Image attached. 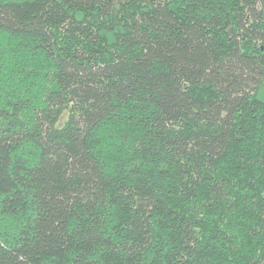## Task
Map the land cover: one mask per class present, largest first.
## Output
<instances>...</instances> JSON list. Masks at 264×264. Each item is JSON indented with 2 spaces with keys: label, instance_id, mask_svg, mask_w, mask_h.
<instances>
[{
  "label": "trees",
  "instance_id": "1",
  "mask_svg": "<svg viewBox=\"0 0 264 264\" xmlns=\"http://www.w3.org/2000/svg\"><path fill=\"white\" fill-rule=\"evenodd\" d=\"M0 264H264V0H0Z\"/></svg>",
  "mask_w": 264,
  "mask_h": 264
},
{
  "label": "rangeland",
  "instance_id": "2",
  "mask_svg": "<svg viewBox=\"0 0 264 264\" xmlns=\"http://www.w3.org/2000/svg\"><path fill=\"white\" fill-rule=\"evenodd\" d=\"M67 116H68V110L65 109V110L62 112V114H61L59 120L57 121V125H61L62 123H64V121L67 119Z\"/></svg>",
  "mask_w": 264,
  "mask_h": 264
}]
</instances>
